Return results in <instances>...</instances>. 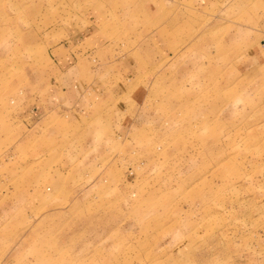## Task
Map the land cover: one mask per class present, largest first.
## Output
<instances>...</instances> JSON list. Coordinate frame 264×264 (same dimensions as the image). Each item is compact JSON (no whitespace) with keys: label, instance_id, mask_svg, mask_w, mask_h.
I'll return each instance as SVG.
<instances>
[{"label":"rangeland","instance_id":"1","mask_svg":"<svg viewBox=\"0 0 264 264\" xmlns=\"http://www.w3.org/2000/svg\"><path fill=\"white\" fill-rule=\"evenodd\" d=\"M0 264H264V0H0Z\"/></svg>","mask_w":264,"mask_h":264},{"label":"crops","instance_id":"2","mask_svg":"<svg viewBox=\"0 0 264 264\" xmlns=\"http://www.w3.org/2000/svg\"><path fill=\"white\" fill-rule=\"evenodd\" d=\"M65 47V45H64V43H62V44H57L55 47H54V49H56L58 52L60 51V52H62V48H64ZM59 52V53H60ZM70 55L68 54V53H64V54H62L61 53V56H60V59L61 58H65L66 60H67V58L69 57Z\"/></svg>","mask_w":264,"mask_h":264}]
</instances>
